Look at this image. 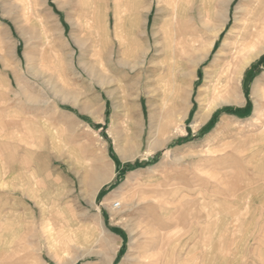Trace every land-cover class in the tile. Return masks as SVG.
<instances>
[{"label":"rangeland","instance_id":"obj_1","mask_svg":"<svg viewBox=\"0 0 264 264\" xmlns=\"http://www.w3.org/2000/svg\"><path fill=\"white\" fill-rule=\"evenodd\" d=\"M222 2L0 0V264H264V0Z\"/></svg>","mask_w":264,"mask_h":264},{"label":"bare ground","instance_id":"obj_2","mask_svg":"<svg viewBox=\"0 0 264 264\" xmlns=\"http://www.w3.org/2000/svg\"><path fill=\"white\" fill-rule=\"evenodd\" d=\"M221 1V0H220ZM223 2H224V4H225V0H222ZM223 2H222V4H223ZM222 7H223V5H222ZM227 7H226V11H227ZM170 15V14H169ZM209 15V14H208ZM224 16V15H223ZM206 17V16H205ZM78 18V17H77ZM80 18V17H79ZM227 21V19L226 20H224V23ZM222 26H223V24H222ZM212 29V28H211ZM219 29L220 28H213L212 29V31H211V33H214L215 35L218 33V31H219ZM136 31V30H135ZM138 34V33H137ZM176 36V35H175ZM185 43V42H184ZM194 44V43H193ZM214 45V40H210L209 42H208V44H207V46H206V48H205V52L207 53V52H209L210 51V48L212 47ZM182 50V49H181ZM195 57V56H194ZM197 57V56H196ZM197 59V58H196ZM194 61H195V59H194ZM248 65V62H243L242 63V65H241V69H243L245 66H247ZM107 179H99V181H100V183H102V182H105ZM96 185H98V184H96ZM110 264H111V261H110Z\"/></svg>","mask_w":264,"mask_h":264},{"label":"snow or ice","instance_id":"obj_3","mask_svg":"<svg viewBox=\"0 0 264 264\" xmlns=\"http://www.w3.org/2000/svg\"><path fill=\"white\" fill-rule=\"evenodd\" d=\"M223 19V17L221 16V20Z\"/></svg>","mask_w":264,"mask_h":264}]
</instances>
